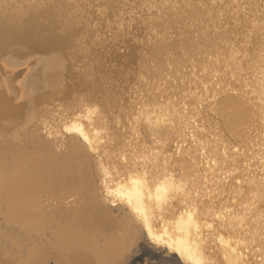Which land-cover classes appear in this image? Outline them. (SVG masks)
I'll return each instance as SVG.
<instances>
[{"label":"bare ground","instance_id":"6f19581e","mask_svg":"<svg viewBox=\"0 0 264 264\" xmlns=\"http://www.w3.org/2000/svg\"><path fill=\"white\" fill-rule=\"evenodd\" d=\"M144 2L151 3L148 9L157 30L128 47L127 68L137 67L126 72L134 74L137 86L150 90L156 107L145 117L158 131L160 144L145 137L141 110L127 108L114 86H108L106 77L87 61L82 67L81 59L93 55L83 31L66 24L38 29L37 16L21 11L11 15L10 5L0 2V99L11 92L7 107L0 111V264H47L52 252L58 264H112L126 251L116 232L106 230L107 219L83 203L94 195L77 180L91 154L80 150L83 145L94 152V167L111 204L107 215H113L115 206L125 205L153 244L187 264H264V180L255 179L251 171L259 167L264 178V85L257 93L262 95L258 98L262 123L257 129L243 96L255 89L236 75L242 69L239 57L233 55L236 47L218 27L223 14L219 9L230 11V0L221 6L211 0ZM94 11L85 10L94 20L107 19ZM18 20L20 26L15 25ZM135 27L131 32L118 24L117 39L126 40L131 34L135 41L148 28L138 32ZM31 56H36V63L23 69L3 67L20 66ZM183 57L187 66H206L207 78L218 77L220 68L229 75L226 96L214 91L205 96L221 117L206 114L204 98L185 93L188 84L174 83L172 77L189 73L175 64ZM171 95L183 102L180 109L171 110ZM79 96L101 109H70L71 100ZM173 111L184 125L175 152H171L176 133ZM106 114L123 118L114 120L110 131L101 123L103 134L96 131L93 116L101 120L108 118ZM62 123L78 142L83 139L87 144L62 146L68 151L64 155L61 147L52 150L45 135L54 132L55 139ZM257 130L259 134L250 140ZM192 146L198 155H192ZM174 164L179 165L178 174ZM136 207L142 215L133 210ZM167 207L172 211L168 213ZM4 227L24 232L23 243Z\"/></svg>","mask_w":264,"mask_h":264},{"label":"rangeland","instance_id":"374dc122","mask_svg":"<svg viewBox=\"0 0 264 264\" xmlns=\"http://www.w3.org/2000/svg\"><path fill=\"white\" fill-rule=\"evenodd\" d=\"M90 1L91 0H0V2H3L6 5H10L11 10L9 11V14L11 15L17 16L21 11L23 13H30L37 16V20H39L38 29H41L44 26H51L52 28H62L68 25L83 31L82 35L84 38L86 37L85 40L91 47L93 55H90V53H88V55L91 56L90 57L87 55L88 57H90L89 60L88 57L86 59H81L82 67L83 65H85L84 63H86L84 61H87L88 64L93 67V70L96 73L98 72L99 74H102L104 77H106V81L114 86L115 91L119 93L120 100L125 106H127V108L132 110L134 108L141 110L143 113L141 115H143L144 118L141 121V128L145 133V137L155 144H160L161 140L158 131L154 129V127L150 126L145 117L146 113L151 112L152 109L156 107V103L153 102V100H151L149 97L150 90L146 91L143 87L137 86V80L133 78L134 74L132 73V75L129 76L126 72V70L129 71L128 69L137 67L136 64H133L132 66H129L130 68H127L126 55L128 47L139 45V43H141L140 38L143 39L146 34H151V32L153 34L154 31L157 30V25H155L156 21L150 18V14H152V12L151 9H148V6L151 3L149 2L150 4L148 3L149 5H147L144 2L146 0H109V2L105 4H109V9L107 10L108 13L106 12L105 15L100 16L99 7L103 6L100 4L101 0H92V4L89 5ZM93 1H96L95 3L97 4H95ZM198 1L199 0H192V2L196 4ZM216 1L219 2L218 6H221L225 0H211L212 3L214 2V6L216 5ZM229 3L230 11H227L224 7L219 9L220 13L222 12L223 14H221L220 19L218 20V27L224 31L223 34L228 33V36H230L234 46L236 47V49L233 50V55L238 56L239 62L242 64V69L238 70L236 75L238 76L239 80L246 79L250 81V84H252L251 86L255 89V93H244L243 96H245V100L251 108L250 113L254 117L257 129H259L262 123V120L260 118L262 110L260 108V101H258V98L261 94L257 95V93H262L263 85L261 82L264 81V0H230ZM85 6H87V8ZM87 9H92L93 11L95 10L94 12L96 14L98 13L100 17H105V19L107 18L110 21L106 19L108 22L106 20L103 22H99L98 20H94L88 17L85 12V10L87 11ZM83 10L84 12H82ZM117 17L119 18V20ZM122 18L124 20H122ZM19 21L20 20L15 22V25L17 24L16 26H20L21 23ZM114 24L116 26H114ZM118 24H123L124 26H126L127 30H130L131 32L134 31L133 29L135 26V28H139L137 29V31L139 30L138 32H140V30H142L143 32L144 28H147V26L149 30L147 28V32H143V34L140 32L142 36H139L137 39L135 38V41L134 37H132L131 34H129L130 37H128L126 40H123L122 38H119L118 40ZM150 26H152V30H150ZM126 43L128 45H126ZM221 45H223V43H221ZM229 51L232 52V49ZM122 56L125 57L123 58ZM204 56H208V52H206ZM186 58L187 57H183L175 64H179V69L181 67L183 73L185 71L189 73L183 74V77L181 78H177L175 76L172 77L174 83H186V85L188 84L185 93L199 94L204 98L203 107L205 113L212 118L216 117L217 115L221 117L222 112H218L219 110H214V107L209 106V101L212 100H209L205 96L210 91L218 92L220 96H226L228 92H224V89L229 83V75L227 73L224 74L223 68H220L218 77L211 76L207 78L205 77L208 73V69H205L206 66H187L188 62H185ZM29 59L27 63H23L20 66H11L10 68L9 65L4 64L3 67L9 71H17L25 68L28 64L36 63V56H31ZM18 84V81H16L14 84L16 89L19 88ZM109 84L108 86L113 87L111 84ZM102 86L100 88H102ZM206 88L207 92L205 91ZM23 99L26 100L28 99V97H24ZM177 99V95L169 96V102H171L172 106L171 110L181 108L183 102H176ZM69 107L70 109H76L77 111L82 110V107H85L86 109H101V106L99 104H94L87 101L84 96H79L76 98V100H71ZM71 111L73 110H67V113L70 114ZM138 116H140V114ZM121 117L123 118V115L120 114L115 116V118L108 117L105 119L103 117L104 119L102 118L101 120H99L100 117L98 115H96V117L93 116V119L95 120L94 125L96 131H102V133L104 134L105 129L102 128L101 123H105L108 127L107 131H110L111 128L109 127L112 126V124L114 123L113 121ZM173 120L176 126V133L174 135L175 140L173 141L175 142L172 143L173 146L171 152H175V145L180 140V136L184 133V125L179 119L177 113L174 114ZM218 120L221 119L219 118ZM65 126L66 125L64 123L60 124L59 133L54 137L55 139H53L52 137L54 135V132H52L50 134L51 136L49 137L45 135L46 140H50L51 144H53V147L51 148L52 150L57 151L59 147L62 148V155L68 152L63 149L62 146L77 148L79 144H83L82 142H84V144H87L85 143V141H83V139H81L82 142L78 139V142L77 138L75 137L76 134L74 132L69 133V131H66ZM259 132L260 130H257L256 132L250 134V140L253 139L256 134H259ZM170 142H172V140ZM104 149L105 145L103 143V146L99 150L100 154L103 155ZM80 150H87L92 154H89L86 157L87 160L85 159L87 162L83 163L82 178H77V180H82L85 182L82 185L84 186L86 192L88 190L90 193H94L92 197H86L83 203L87 204L90 209L97 208V210H95V213L100 212L103 215V218L107 219L105 223L106 230L110 232H116L118 238L124 241L127 247L126 251L122 255L118 256V258L115 259L112 264H187L186 262L181 260L175 253L169 251L165 247L156 246L155 244H153L148 239L143 227L140 225V222H138L135 216L130 213V210H128L129 208H127L125 205L121 204L120 206H115L113 215L106 214V208L111 206V204L107 199L105 190L101 185L98 172L94 167V152L89 148L87 149L84 145L81 146ZM190 152H192V155L199 154L198 149L194 146H192ZM174 157L180 158L183 156L176 155ZM174 168V172L178 174L180 172L179 165L174 164ZM251 171L252 175L255 176V179L264 180L263 172L259 167L254 166ZM166 211L169 213L172 210L167 207ZM112 229L113 231H111ZM4 230H7L8 234H11L12 237H15L20 243H23L25 239V235L23 234L24 232L22 233L19 230H13L6 227H4ZM48 238H51L50 234L48 235ZM44 241H46V239ZM141 253L144 254L143 258L141 260L136 259ZM55 255L56 254L54 252L51 253L50 260L47 262V264L59 263H57V256Z\"/></svg>","mask_w":264,"mask_h":264},{"label":"snow or ice","instance_id":"6c2138e0","mask_svg":"<svg viewBox=\"0 0 264 264\" xmlns=\"http://www.w3.org/2000/svg\"><path fill=\"white\" fill-rule=\"evenodd\" d=\"M107 10H108V5L100 6V7H99V13H100V16L105 15V13L107 12ZM261 83H262V85H264V81H262ZM10 96H11V92L9 91L8 94H7V96L3 97V99H0V111H3V110L7 107V105H8V97H10ZM34 99H35V98H34ZM35 102H36V103H40V101H39L38 99H37ZM129 203H131V202H129ZM133 210H134L135 212H137L138 214H141V215H142L141 209H140L139 207H136V208L133 209ZM209 227H211V225H209ZM149 234H151V229H150V228H149ZM262 239H264V238H262ZM246 247H247V245H246ZM232 252L235 253V252H236V249L233 248V249H232ZM240 257H243V253H240ZM240 257H238V259H239ZM224 259L227 260L228 257L225 256ZM248 264H252V262L249 261Z\"/></svg>","mask_w":264,"mask_h":264},{"label":"trees","instance_id":"16d2710c","mask_svg":"<svg viewBox=\"0 0 264 264\" xmlns=\"http://www.w3.org/2000/svg\"><path fill=\"white\" fill-rule=\"evenodd\" d=\"M143 256H144V254L143 253H141L136 259H142L143 258Z\"/></svg>","mask_w":264,"mask_h":264}]
</instances>
